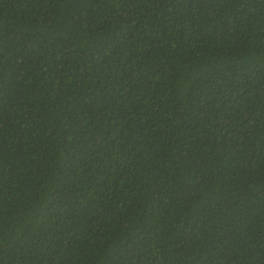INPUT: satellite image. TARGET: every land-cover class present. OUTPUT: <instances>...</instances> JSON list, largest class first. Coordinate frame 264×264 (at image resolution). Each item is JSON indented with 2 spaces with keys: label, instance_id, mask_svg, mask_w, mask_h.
Here are the masks:
<instances>
[{
  "label": "trees",
  "instance_id": "trees-1",
  "mask_svg": "<svg viewBox=\"0 0 264 264\" xmlns=\"http://www.w3.org/2000/svg\"><path fill=\"white\" fill-rule=\"evenodd\" d=\"M0 264H264V0H0Z\"/></svg>",
  "mask_w": 264,
  "mask_h": 264
}]
</instances>
